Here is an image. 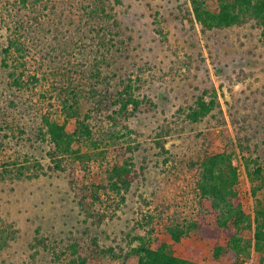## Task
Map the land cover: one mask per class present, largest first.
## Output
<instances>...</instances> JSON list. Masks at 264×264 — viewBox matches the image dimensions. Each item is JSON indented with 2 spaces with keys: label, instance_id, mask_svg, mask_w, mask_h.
<instances>
[{
  "label": "rangeland",
  "instance_id": "1",
  "mask_svg": "<svg viewBox=\"0 0 264 264\" xmlns=\"http://www.w3.org/2000/svg\"><path fill=\"white\" fill-rule=\"evenodd\" d=\"M102 1L103 11L92 0L90 8L89 0H0V264H133L119 254L152 229L160 237L175 225L212 228L209 202L197 188L205 155H232L238 196L252 214L245 164L264 176L261 29L249 23L203 32L190 21L189 0ZM12 41L18 43L4 67L2 50ZM128 79L138 87L140 111L103 109ZM201 96L214 106L194 123L186 114ZM71 104L74 118L62 110ZM43 118L68 133L83 120L90 127V138L63 159L64 171L50 169ZM127 158L137 177L124 201L99 192L83 211L79 189L105 181ZM143 215L152 219L148 226H140ZM224 238L193 229L172 248L204 263ZM251 258L244 264H257Z\"/></svg>",
  "mask_w": 264,
  "mask_h": 264
},
{
  "label": "trees",
  "instance_id": "2",
  "mask_svg": "<svg viewBox=\"0 0 264 264\" xmlns=\"http://www.w3.org/2000/svg\"><path fill=\"white\" fill-rule=\"evenodd\" d=\"M38 1L34 0L35 3ZM92 1L95 2L93 5H100L99 8L101 7L100 10L103 11L105 3L102 0ZM26 2L27 0H21L23 5ZM91 4L89 0L88 8ZM189 6L190 21L198 24L203 32L253 23L261 29L264 42V0H189ZM12 42L8 48L2 50L4 57L1 63L4 67L7 66L6 60L10 46L18 43ZM19 47L20 44L15 47L17 52H21ZM95 71L97 74L95 72L92 75L98 77L99 72ZM9 75L14 76V72ZM13 81L16 79L14 78ZM131 83V79L123 82V92L114 102L108 101L103 109L107 110L118 105V114L125 116H133L140 111L139 107L143 101L135 98L134 92L138 87ZM213 106V99L207 102L202 96L198 97L194 105L188 108L186 117L191 122H199L212 111ZM73 107L72 104L69 107L71 112L62 108L67 117H76L77 112ZM85 118L87 119V116ZM42 121L46 128L44 135L48 136L52 145L48 155L54 159V164L50 169L64 171L61 164L63 159L73 154L71 149L75 142H82L83 137L90 138V127L83 120L78 123L74 132L68 133L62 124H57L48 118H43ZM198 166L197 188L199 194L209 202L213 216L212 228L208 225L202 227L196 222L181 227L175 225L167 228L166 233L161 232L160 237L152 236L154 231L152 229L147 232L145 239L139 240L138 245L127 252L121 251L119 258L127 262L132 261L133 264H244V259L252 257L257 264H264V196L256 198L257 193L264 190L263 170L258 166L250 168L248 163L245 164L246 176L251 184L250 195L255 198L252 214H247L236 189L238 170L232 162L230 153L205 155ZM136 177L137 173L131 158H127L114 164L107 171L105 181L79 189L78 194L75 195L76 202L83 211L88 213L93 208V203L100 198L99 192L112 201H116L117 198L124 201V195L129 191ZM143 218L140 226H148L151 223V217L143 215ZM100 222L101 218L98 217L95 223ZM136 225H138L137 222ZM193 229L199 230L203 237L213 239L225 237V244H216L204 263L176 256L172 248L173 244L179 243L180 239ZM246 233L250 235L248 238ZM103 252L108 253L111 258H117L113 249L103 250ZM78 264H85V262L81 260Z\"/></svg>",
  "mask_w": 264,
  "mask_h": 264
}]
</instances>
